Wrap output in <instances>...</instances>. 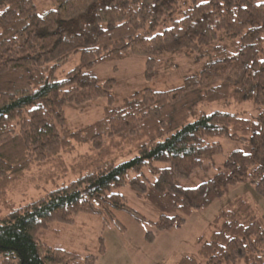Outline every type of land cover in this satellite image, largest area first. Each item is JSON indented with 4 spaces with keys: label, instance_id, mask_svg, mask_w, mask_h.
Here are the masks:
<instances>
[{
    "label": "trees",
    "instance_id": "1",
    "mask_svg": "<svg viewBox=\"0 0 264 264\" xmlns=\"http://www.w3.org/2000/svg\"><path fill=\"white\" fill-rule=\"evenodd\" d=\"M184 6L178 0H56L38 13L34 0H0V206L6 208L0 213V264H96L106 252L102 237L96 254L81 256L48 245L41 232L53 223L73 225L78 214L95 215L120 231L125 227L115 211L145 222L117 191L126 185L159 211L151 222L157 231L180 227L243 181L264 198V0ZM164 21L169 26L151 34ZM183 49L204 60L198 74L170 90L140 89L118 105L111 93L115 80L100 84L92 71L141 55L149 80L175 67ZM76 53L78 64L57 78L56 69ZM101 97L107 99L103 116L69 131L64 105ZM244 101L257 107L255 119L199 111L205 103ZM216 138L248 140L250 151H232L227 172L196 187L177 185L176 178L206 170V162L222 153ZM76 144L89 152L70 165L74 178L14 206L9 198L15 192L55 183L58 172L65 173L63 154ZM215 221H222L220 229L197 256L176 264H264V228L247 201L235 199ZM154 238L152 231L145 235L147 242Z\"/></svg>",
    "mask_w": 264,
    "mask_h": 264
},
{
    "label": "rangeland",
    "instance_id": "2",
    "mask_svg": "<svg viewBox=\"0 0 264 264\" xmlns=\"http://www.w3.org/2000/svg\"><path fill=\"white\" fill-rule=\"evenodd\" d=\"M201 2L204 0H195ZM179 4L187 7L192 0H178ZM38 13L56 6V0H34ZM184 6V8H185ZM183 8V7H182ZM177 16V15H176ZM169 21L161 22L151 34L160 33L169 26ZM177 64L173 68L161 70L153 78L145 79V57L141 55L130 56L120 61L101 63L92 71L100 84L108 79H114L112 95L114 105L132 93L148 88L153 91H166L183 84V78L188 75L198 74L204 60L199 58L189 49H183L176 57ZM79 61V53L72 54L68 61L60 65L56 71L57 78H63L73 69ZM107 107L105 97L92 100L85 104L66 103L64 105L65 124L69 131H75L87 126L103 116ZM199 111L211 113L223 111L228 113L242 114L248 119H255L258 109L251 102H231L229 105L223 102H212L199 105ZM223 147L221 154L208 160L211 165L206 170H195L188 178H176L175 183L184 188H193L211 179L219 171L227 172L224 162L234 150L244 153L250 151L248 140H232L230 138H216ZM89 152L86 144L75 145L71 154H63L65 173L58 172L59 176L54 182L40 183L37 188L32 185L23 194L14 193L10 201L14 206L23 205L36 199L45 192L74 178V171L70 165L75 163L79 154ZM76 157V158H75ZM167 164L155 163L159 168ZM34 172L27 175L33 176ZM132 176V173H129ZM154 178L151 177L150 181ZM129 207L143 215L146 220L143 223L136 222L124 211H115L116 218L125 227L120 231L113 223L104 225L102 220L95 215L78 214L73 225L64 226L53 223L41 232V239L52 247L63 248L73 251L81 256L96 254L99 238H103L105 254L96 264H176L183 256H197L201 244L205 243L210 235L220 229L221 222H216L220 210L230 209L231 203L238 198L247 201L254 210L257 222L264 228L262 215L264 214V198L256 191L254 184L243 181L233 186H228L224 194L215 200L210 206L195 210L190 216L185 217V222L180 227H172L163 231H157L151 222H155L160 213L154 209L143 197L138 196L128 185L117 189ZM0 213H6V208L0 206ZM148 231L154 234V241L147 242L145 235Z\"/></svg>",
    "mask_w": 264,
    "mask_h": 264
}]
</instances>
